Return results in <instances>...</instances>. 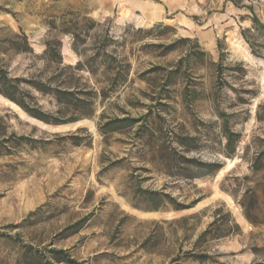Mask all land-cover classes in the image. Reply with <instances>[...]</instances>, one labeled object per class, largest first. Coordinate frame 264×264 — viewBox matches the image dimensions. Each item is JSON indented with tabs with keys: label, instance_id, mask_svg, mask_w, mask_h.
Masks as SVG:
<instances>
[{
	"label": "rangeland",
	"instance_id": "rangeland-1",
	"mask_svg": "<svg viewBox=\"0 0 264 264\" xmlns=\"http://www.w3.org/2000/svg\"><path fill=\"white\" fill-rule=\"evenodd\" d=\"M134 1L153 15L118 0H0V67L9 78L47 82L58 43L59 68L74 67L106 34L107 53L130 65L124 90L78 123L45 125L0 95V264H69L50 250L77 264H264V31L252 30L253 18L264 26V0ZM66 30L79 34L78 54ZM19 90L60 116L52 97ZM122 113L142 121L98 132ZM219 114L237 135L230 157ZM183 136L195 138L186 158L219 170L187 180L153 168L149 152L181 150ZM146 192L159 194L158 209Z\"/></svg>",
	"mask_w": 264,
	"mask_h": 264
},
{
	"label": "trees",
	"instance_id": "trees-1",
	"mask_svg": "<svg viewBox=\"0 0 264 264\" xmlns=\"http://www.w3.org/2000/svg\"><path fill=\"white\" fill-rule=\"evenodd\" d=\"M252 23L254 25L252 30L264 31V26L259 24L257 19L253 18ZM138 32L141 33L142 30H138ZM246 32H249V30L241 31V36L245 40ZM64 34L70 35L73 38V51L78 54L76 45L79 37L76 35L79 36V34L70 32V30L64 31ZM21 37L25 45L24 51H30L26 37L23 34H21ZM104 38L105 39L101 44L96 46L95 52L92 56L87 59L83 58L79 60L74 67L66 66L61 69L59 67L62 65V58L60 55V44L58 43L54 48L55 60H48L58 70L47 80V82L20 80L18 78L11 79L7 72L0 67V95L9 102L15 104L27 115L45 125L60 126L78 123L85 119H91L96 112V106L98 104L109 102L114 97H117L120 91L124 90L129 79L130 65L125 60L121 59L120 56L118 57L112 53H107L108 43L113 42V40L108 34H106ZM44 45L45 50L42 56L47 58L53 50L52 42L48 41ZM249 47L252 55L259 57L258 53L254 50L253 45L249 44ZM98 68H104L105 70L103 72H98ZM215 72L217 75H222L223 73V68L219 63L215 65ZM80 73L87 74V78L85 79ZM20 84L28 85L42 96L48 95L52 97L58 104L57 114L60 116L57 117L43 114L37 106H30L24 102L21 98L22 93L19 90ZM68 112L70 115L68 118H61L62 114ZM122 114L123 117H112L105 122L98 124V132L102 136H107L117 132L128 131L142 121L141 119L131 117L128 113ZM218 117L222 121L220 133L225 141L223 153L225 156L230 157L234 150L233 144L236 141L235 138H237V135H235L229 128L228 122L226 121L227 116L225 114H219ZM103 119L104 114L101 113V120ZM143 128L144 126L140 125L138 126L137 131L143 130ZM160 134L166 136L165 139H168L169 145L172 138L167 134H163L162 131H160ZM194 141V137L183 136L179 142H177V145L181 150L165 146L160 147L159 151L152 149L149 152V163L153 168L168 177H180L187 180L202 177L207 173L217 172L220 168L217 164H202L195 159L186 158L184 156L186 153L192 152L195 149V146H193ZM146 193L151 198V201L156 203L155 201L159 198V194L156 192ZM158 207L159 206L156 203L154 204L153 209H158ZM242 207L245 217L249 220L250 218L246 212L245 206ZM81 223L82 222L77 223L73 228L78 227ZM215 223L216 222L214 221L210 224L201 237L210 235V230L214 227ZM49 253L52 255L51 260L55 263L67 262L69 264H77L70 260L68 256L66 260H64L62 256L65 253L61 250H50ZM183 254L185 258L200 263L208 262L210 259V256L206 253L194 254L193 252H185ZM35 260L37 261V258H35Z\"/></svg>",
	"mask_w": 264,
	"mask_h": 264
},
{
	"label": "crops",
	"instance_id": "crops-1",
	"mask_svg": "<svg viewBox=\"0 0 264 264\" xmlns=\"http://www.w3.org/2000/svg\"><path fill=\"white\" fill-rule=\"evenodd\" d=\"M120 2H124V1H127L128 2V5H130L132 8H138L144 12H147V14H149V16H152L153 15V10L152 8H149V7H145L143 5H135V1L134 0H118Z\"/></svg>",
	"mask_w": 264,
	"mask_h": 264
}]
</instances>
